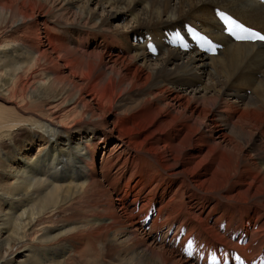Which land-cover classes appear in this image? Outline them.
Returning a JSON list of instances; mask_svg holds the SVG:
<instances>
[{
	"label": "bare ground",
	"instance_id": "1",
	"mask_svg": "<svg viewBox=\"0 0 264 264\" xmlns=\"http://www.w3.org/2000/svg\"><path fill=\"white\" fill-rule=\"evenodd\" d=\"M239 22L264 33V6L0 0V264H264V43Z\"/></svg>",
	"mask_w": 264,
	"mask_h": 264
},
{
	"label": "rangeland",
	"instance_id": "2",
	"mask_svg": "<svg viewBox=\"0 0 264 264\" xmlns=\"http://www.w3.org/2000/svg\"><path fill=\"white\" fill-rule=\"evenodd\" d=\"M13 118V116H11V115H9V114H7L6 112H4V111H2L1 110V112H0V123H5L6 121H9L10 119H12ZM78 128H81L80 126H77L76 127V129H78ZM18 247V246H17ZM20 247V246H19ZM18 247V248H19ZM21 251H23V250H21ZM30 252L31 251H26L25 253H24V255H27V256H29L30 255ZM29 253V254H28ZM30 257V256H29ZM28 257V258H29Z\"/></svg>",
	"mask_w": 264,
	"mask_h": 264
},
{
	"label": "snow or ice",
	"instance_id": "3",
	"mask_svg": "<svg viewBox=\"0 0 264 264\" xmlns=\"http://www.w3.org/2000/svg\"><path fill=\"white\" fill-rule=\"evenodd\" d=\"M253 35L256 36L257 39H259L261 41H264V35H259V34H256V33H254ZM237 38L239 39L240 37H237Z\"/></svg>",
	"mask_w": 264,
	"mask_h": 264
}]
</instances>
